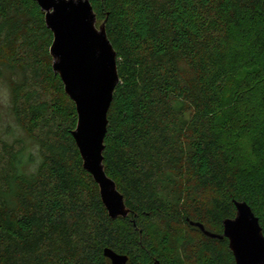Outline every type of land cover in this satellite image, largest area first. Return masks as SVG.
<instances>
[{"label":"trees","instance_id":"16d2710c","mask_svg":"<svg viewBox=\"0 0 264 264\" xmlns=\"http://www.w3.org/2000/svg\"><path fill=\"white\" fill-rule=\"evenodd\" d=\"M118 53L105 171L131 213L113 220L72 136L53 34L33 0H0V264H235V202L264 233V0H90ZM1 120V115H0ZM224 245L221 252L220 245Z\"/></svg>","mask_w":264,"mask_h":264},{"label":"water","instance_id":"95a60500","mask_svg":"<svg viewBox=\"0 0 264 264\" xmlns=\"http://www.w3.org/2000/svg\"><path fill=\"white\" fill-rule=\"evenodd\" d=\"M45 14L46 27L53 34L50 47L54 73L64 83L65 94L76 106L78 121L72 136L83 168L94 178L109 217L126 218L131 213L116 182L105 171V139L109 111L120 83L118 53L111 43L106 22L98 25L90 0H33ZM89 125L87 141L85 122ZM236 215L223 221V234L190 224L212 239H228L235 264H264V233L249 203L235 202ZM235 225H239L238 228ZM111 264H128L129 258L106 248ZM155 264H160L156 261Z\"/></svg>","mask_w":264,"mask_h":264},{"label":"rangeland","instance_id":"374dc122","mask_svg":"<svg viewBox=\"0 0 264 264\" xmlns=\"http://www.w3.org/2000/svg\"><path fill=\"white\" fill-rule=\"evenodd\" d=\"M11 102V91L7 83L0 79V138L13 141L15 137L8 136L7 130L10 126L16 129L15 135L16 137L24 136L22 130L17 126L14 118L12 117L11 113L9 112ZM221 252L224 250V245L221 244L220 246Z\"/></svg>","mask_w":264,"mask_h":264},{"label":"snow or ice","instance_id":"6c2138e0","mask_svg":"<svg viewBox=\"0 0 264 264\" xmlns=\"http://www.w3.org/2000/svg\"><path fill=\"white\" fill-rule=\"evenodd\" d=\"M88 135H89V125L87 123V121L85 122V128H84V138L87 141L88 139ZM236 228L239 227V225H235Z\"/></svg>","mask_w":264,"mask_h":264}]
</instances>
